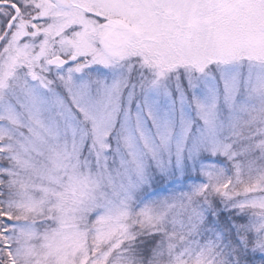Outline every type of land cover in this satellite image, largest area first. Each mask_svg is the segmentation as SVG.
Wrapping results in <instances>:
<instances>
[{"label": "snow or ice", "instance_id": "6c2138e0", "mask_svg": "<svg viewBox=\"0 0 264 264\" xmlns=\"http://www.w3.org/2000/svg\"><path fill=\"white\" fill-rule=\"evenodd\" d=\"M0 264H264V0H0Z\"/></svg>", "mask_w": 264, "mask_h": 264}]
</instances>
